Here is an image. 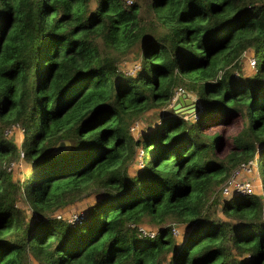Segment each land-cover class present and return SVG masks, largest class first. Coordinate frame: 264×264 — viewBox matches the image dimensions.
<instances>
[{
  "label": "trees",
  "instance_id": "obj_1",
  "mask_svg": "<svg viewBox=\"0 0 264 264\" xmlns=\"http://www.w3.org/2000/svg\"><path fill=\"white\" fill-rule=\"evenodd\" d=\"M255 152L263 197L215 195ZM0 264H264V0H0Z\"/></svg>",
  "mask_w": 264,
  "mask_h": 264
},
{
  "label": "rangeland",
  "instance_id": "obj_2",
  "mask_svg": "<svg viewBox=\"0 0 264 264\" xmlns=\"http://www.w3.org/2000/svg\"><path fill=\"white\" fill-rule=\"evenodd\" d=\"M252 56V53L251 51H244L242 56H241V61H242V67L244 70H249V69H253L254 68V62L253 64H250L249 62V59L251 58L253 60V58L251 57ZM119 66L120 68L126 70V73L130 72V73H133L134 70L137 68L138 66V62H137V59H136V56H134L133 54H128V55H125L120 63H119ZM180 89V90H179ZM174 90L176 91H180V94L184 93L185 96H187V92L184 91L181 87L178 88V86H176L174 88ZM189 95L187 97H190L191 99H193V94L192 92H188ZM177 95V96H178ZM177 96H174L164 107L163 109H166V110H173L172 107L175 103L178 102L177 100ZM196 104V103H195ZM185 106V103H182L181 104V107ZM195 110V109H194ZM174 112L175 113H179V114H182V115H185V118L187 120H191L192 118L194 119V116H192V112H184V109H179L178 108H175L174 109ZM157 117H158V109L157 108H152L150 109L149 111H147L145 114H143V116L140 118V119H137L135 120L133 123H132V127H131V134L133 136H137L138 133H139V129H140V126L142 123H144L143 121H149L151 124L154 123V122H157ZM242 126V120L241 118L239 117V115H236V116H233L231 118H229L228 122L226 123H223V124H215V125H212L210 127H207L206 129H204L203 132L205 133H210V132H213V131H217L221 134L223 142L220 144L221 141H219V153L221 155H223L226 150L228 149L229 145H230V142H229V135L237 132ZM19 135V134H18ZM17 135V137H18ZM19 138V137H18ZM216 149H217V146H216ZM258 151V149H257ZM138 154H139V151H138ZM139 158V155L137 156V159ZM20 160V159H19ZM16 161L14 162L15 165L17 166V169L20 170L21 173H24L26 170L24 169V166H26L24 163H22V160L21 161ZM255 160H256V173H252L253 176H251V183H253V185L256 184L257 180L256 179H259L260 180V170H261V162L260 160L258 159L257 157V153H256V157H255ZM251 173V171H248V172H244V173H240L239 171L235 174L236 176L238 175H242V178H245L247 177L249 174ZM223 185V184H221ZM220 185V187H221ZM220 187H219V190L218 189H215L214 192H215V195H218L219 198L223 199L224 197H231L235 194H237L236 192H233V190H229V191H232V193L230 195H227L226 196V193H219L220 192ZM255 189V187H254ZM253 194H255L253 192ZM214 195V193H213ZM261 197H263V194L261 195ZM93 201V197L92 196H88V197H85L83 198L81 201L77 202L76 204L74 205H71V206H68V207H65L63 210L62 213L64 214H69V213H76L77 212V209L79 210L80 207L86 205L88 202H91ZM25 206V205H24ZM71 215V214H70ZM174 228H175V232H173V234L175 235L174 236V240H179L182 236V232L180 231V226L179 225H174Z\"/></svg>",
  "mask_w": 264,
  "mask_h": 264
},
{
  "label": "built area",
  "instance_id": "obj_3",
  "mask_svg": "<svg viewBox=\"0 0 264 264\" xmlns=\"http://www.w3.org/2000/svg\"><path fill=\"white\" fill-rule=\"evenodd\" d=\"M249 62H250V64H253L254 61L250 58ZM128 73H130V72H128ZM178 88H180V87H178ZM179 93H180V91H175L172 98L174 96H177ZM194 115H195V113L192 116H194ZM10 128H16V129H18V132H21V129L18 127L17 124H12L10 126ZM21 155H22V152L20 151L19 156L21 157ZM255 157H256V152L254 153V155L251 158L247 159L246 161L240 162L239 165L234 168V170L231 172L230 176L222 183L223 185H221V187H220V193L221 194L226 193V196L230 195L232 193V191H229V190L231 189V190H233V192H236L237 194L238 193H253L254 192L255 194H258L260 196L262 195L261 181L259 179H256L257 182L255 185H253V183H251V181H250L251 176H253L252 173H256L257 164H256ZM14 164L15 163H11L10 165L13 166ZM238 171L240 173L251 171V173L247 177L242 178L241 174L238 176L235 175ZM254 187H255V189H254ZM56 216L58 217L59 215H56ZM76 216H77L76 213H71V217L75 218ZM143 230L145 233H147L149 235H152L154 232L153 230L147 229V228L143 229ZM173 232H175V228H173Z\"/></svg>",
  "mask_w": 264,
  "mask_h": 264
},
{
  "label": "water",
  "instance_id": "obj_4",
  "mask_svg": "<svg viewBox=\"0 0 264 264\" xmlns=\"http://www.w3.org/2000/svg\"><path fill=\"white\" fill-rule=\"evenodd\" d=\"M177 100H178V102L177 103H175L174 105H173V110L175 109V108H178L179 107V109H184V112H193V111H195L194 109L196 108V104H195V102L194 101H192V99L190 98V97H187V96H185V94L184 93H182V94H180V95H178L177 96ZM182 103H185V106H183V107H181V104ZM223 138L221 137L219 140H218V143H217V150L219 151V141H221L220 142V144L223 142V140H222ZM64 145H65V143L63 142V141H59L55 146H54V148H53V150L54 151H59V150H62L63 148H64Z\"/></svg>",
  "mask_w": 264,
  "mask_h": 264
}]
</instances>
